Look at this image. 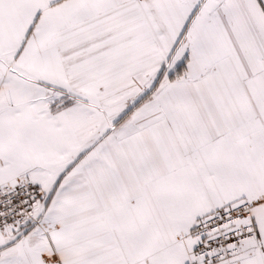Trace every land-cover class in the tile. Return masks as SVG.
<instances>
[{
	"label": "snow or ice",
	"instance_id": "6c2138e0",
	"mask_svg": "<svg viewBox=\"0 0 264 264\" xmlns=\"http://www.w3.org/2000/svg\"><path fill=\"white\" fill-rule=\"evenodd\" d=\"M0 264H264V0H0Z\"/></svg>",
	"mask_w": 264,
	"mask_h": 264
}]
</instances>
